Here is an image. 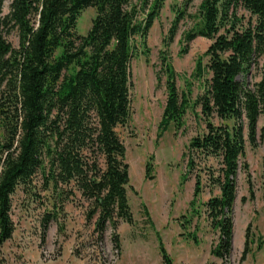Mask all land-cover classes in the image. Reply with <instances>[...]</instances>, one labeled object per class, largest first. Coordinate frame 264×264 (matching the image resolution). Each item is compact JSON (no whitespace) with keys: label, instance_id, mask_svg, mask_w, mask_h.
<instances>
[{"label":"trees","instance_id":"16d2710c","mask_svg":"<svg viewBox=\"0 0 264 264\" xmlns=\"http://www.w3.org/2000/svg\"><path fill=\"white\" fill-rule=\"evenodd\" d=\"M143 1L148 6L140 19L131 0H11L7 14H2L4 0H0V82L5 81L9 90L0 102V247L14 231L11 195L39 173L45 189L57 192L64 185L79 191L91 206L87 219L96 216L97 230L107 223L116 228L119 220L132 222L129 166L117 128L130 116L131 42L136 36L146 37L164 0ZM88 7L96 13L86 34L79 35L77 20ZM239 8L255 17L253 25L240 24ZM13 29L18 33L17 48L5 38ZM197 36L211 43L204 54L210 75L207 89L195 104L207 120L215 114L233 121L231 126L206 121L207 132L193 137L187 146L191 153L219 159L218 175H211V183L220 195L209 198L205 207L218 231L212 253L223 259L231 251L235 175L244 152L242 117L253 141L257 119L264 114V68L253 89L237 79L264 57V0H201L198 22L184 42L187 45ZM160 65L167 97L159 135L170 124L181 127L189 105L188 94L178 92L166 56ZM194 164L189 157L188 169ZM149 170L147 166V178ZM200 187L197 176L194 200ZM55 219L47 212L43 228ZM262 243L264 237L259 246ZM158 248L163 263L172 264L161 242ZM246 253L245 247L242 260Z\"/></svg>","mask_w":264,"mask_h":264},{"label":"rangeland","instance_id":"374dc122","mask_svg":"<svg viewBox=\"0 0 264 264\" xmlns=\"http://www.w3.org/2000/svg\"><path fill=\"white\" fill-rule=\"evenodd\" d=\"M10 2L4 0L2 14L9 12ZM143 2L131 0L140 19L147 12L148 5ZM200 2L164 0L146 37L136 36L131 42L130 116L117 132L129 166L127 198L132 222L119 220L116 228L107 223L102 231L97 230L96 216L87 219L91 206L79 191L64 185L57 192L45 189V179L39 173L27 187L19 185L10 197L14 231L0 247V264H164L159 242L172 264H264V243L259 246L264 237V114L257 119L253 141L248 138L247 119L242 117L244 152L238 157L235 175L231 251L223 259L212 253L218 231L211 226L205 207L209 198L220 195L218 186L211 183V175H218L219 159L187 151L193 137L207 132L206 121L233 124L215 114L207 120L201 106L195 104L207 89L210 75L204 54L211 40L197 36L186 45L184 36L198 22ZM95 13L93 7L82 11L76 24L79 35L86 34ZM237 15L243 26L255 23V17L242 8ZM5 38L18 47L16 30L6 33ZM163 55L173 67L178 92L188 94L189 105L182 126L170 124L159 135L167 97L166 76L160 71ZM263 68L264 57H260L237 79L253 89ZM8 92L6 82H0V102L6 100ZM189 157L195 162L191 169L187 167ZM197 176L201 187L194 200ZM47 212L55 214L56 219L44 229ZM245 247L247 253L242 260Z\"/></svg>","mask_w":264,"mask_h":264}]
</instances>
